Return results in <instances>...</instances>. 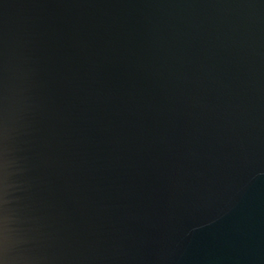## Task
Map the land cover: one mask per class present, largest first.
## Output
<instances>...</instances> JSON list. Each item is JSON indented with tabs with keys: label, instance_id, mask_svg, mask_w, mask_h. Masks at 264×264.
<instances>
[{
	"label": "water",
	"instance_id": "obj_1",
	"mask_svg": "<svg viewBox=\"0 0 264 264\" xmlns=\"http://www.w3.org/2000/svg\"><path fill=\"white\" fill-rule=\"evenodd\" d=\"M0 264H264V0H0Z\"/></svg>",
	"mask_w": 264,
	"mask_h": 264
}]
</instances>
